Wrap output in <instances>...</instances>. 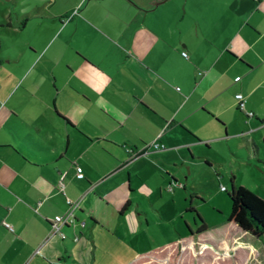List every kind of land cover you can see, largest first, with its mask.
Masks as SVG:
<instances>
[{
	"label": "crops",
	"instance_id": "obj_1",
	"mask_svg": "<svg viewBox=\"0 0 264 264\" xmlns=\"http://www.w3.org/2000/svg\"><path fill=\"white\" fill-rule=\"evenodd\" d=\"M6 27L0 264H132L154 253L162 172L185 191L169 169L201 149L264 143V0H47ZM66 199L83 226L50 237Z\"/></svg>",
	"mask_w": 264,
	"mask_h": 264
},
{
	"label": "rangeland",
	"instance_id": "obj_2",
	"mask_svg": "<svg viewBox=\"0 0 264 264\" xmlns=\"http://www.w3.org/2000/svg\"><path fill=\"white\" fill-rule=\"evenodd\" d=\"M46 1L0 0V44L9 36V19L31 13ZM255 136L254 150L233 146L228 149L218 143L216 150H200L212 157L208 165L196 159L189 171L184 168L185 174L181 168H170L185 191L167 186V176L161 173L152 185L153 201L162 215H155L149 233L154 253L132 264H264V236L262 240L255 239L227 223L230 204L226 193L220 190L225 187L229 192L232 177L234 187H243L264 200V143L258 134ZM188 207L204 222V233L195 234L197 219L194 213L185 212ZM137 250L130 251L128 259Z\"/></svg>",
	"mask_w": 264,
	"mask_h": 264
},
{
	"label": "trees",
	"instance_id": "obj_3",
	"mask_svg": "<svg viewBox=\"0 0 264 264\" xmlns=\"http://www.w3.org/2000/svg\"><path fill=\"white\" fill-rule=\"evenodd\" d=\"M229 183L230 190L229 192L225 191L230 204L227 223L233 224L238 230L255 239L262 240L264 236V200L243 187H234L232 177L229 179ZM188 211L194 213L197 219L195 234L203 233L206 230L204 222L192 208H188L186 212Z\"/></svg>",
	"mask_w": 264,
	"mask_h": 264
},
{
	"label": "built area",
	"instance_id": "obj_4",
	"mask_svg": "<svg viewBox=\"0 0 264 264\" xmlns=\"http://www.w3.org/2000/svg\"><path fill=\"white\" fill-rule=\"evenodd\" d=\"M180 55L182 57H186L184 52H181ZM238 78H235L234 81H237ZM234 99L236 101V108L239 111H243L244 112V99L242 97L241 94H235L234 95ZM244 114L247 117H251L252 114L250 112H244ZM163 147L159 144H156L155 142H151L147 145H145L141 150H137V151H132V150H126V152L128 153V161L129 160H134L135 158H137L140 154L146 152L147 150L151 149V150H158V149H162ZM82 174L78 171V169L75 172V178L76 179H82ZM221 191H225L224 187H220ZM58 191L60 193L63 194V184L61 181V178L58 182ZM79 204H80V200H76V201H70L68 199H66V205H67V210L65 211L64 214H62L61 216L55 217L52 220L49 221V233L48 236H57L60 239H64V235L61 232V229L63 227H68V226H74V225H79L80 227L83 226V223H78L75 217V212L78 211L79 209ZM3 227L5 229H7L8 231H11V227L8 224H3ZM77 240V238H73V241L75 242Z\"/></svg>",
	"mask_w": 264,
	"mask_h": 264
}]
</instances>
